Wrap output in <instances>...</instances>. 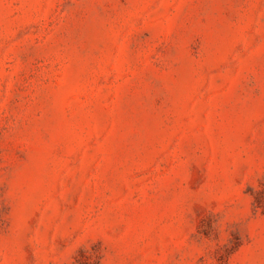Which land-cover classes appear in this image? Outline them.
Returning <instances> with one entry per match:
<instances>
[{
  "label": "rangeland",
  "instance_id": "rangeland-1",
  "mask_svg": "<svg viewBox=\"0 0 264 264\" xmlns=\"http://www.w3.org/2000/svg\"><path fill=\"white\" fill-rule=\"evenodd\" d=\"M0 264H264V0H0Z\"/></svg>",
  "mask_w": 264,
  "mask_h": 264
}]
</instances>
